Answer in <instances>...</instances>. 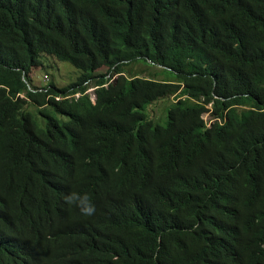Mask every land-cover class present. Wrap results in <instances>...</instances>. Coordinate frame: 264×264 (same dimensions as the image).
<instances>
[{
    "label": "trees",
    "instance_id": "trees-1",
    "mask_svg": "<svg viewBox=\"0 0 264 264\" xmlns=\"http://www.w3.org/2000/svg\"><path fill=\"white\" fill-rule=\"evenodd\" d=\"M0 262L264 264V0H0Z\"/></svg>",
    "mask_w": 264,
    "mask_h": 264
},
{
    "label": "rangeland",
    "instance_id": "rangeland-1",
    "mask_svg": "<svg viewBox=\"0 0 264 264\" xmlns=\"http://www.w3.org/2000/svg\"><path fill=\"white\" fill-rule=\"evenodd\" d=\"M108 70L105 68H102L96 72L97 75L99 74H105ZM127 75L130 74L137 75L140 74L142 76H148L150 74L159 73L157 68L155 67H149L144 64H133L126 68ZM81 72L77 69H75L72 65L68 63H60L55 58L50 56H45L43 58V68L35 69L32 74L30 75V85L31 88L36 89H42L49 85L51 82L55 83L56 85L63 87L66 86L74 81H76L80 77ZM47 78V79H46ZM164 76L160 75L158 79H163ZM91 94V93H90ZM92 100H95V93H92L90 95ZM171 103V100H168L167 102H161L158 104L156 109V121L163 119L165 115L166 108H169V104ZM168 106V107H167ZM205 118L212 122L213 118L210 113L205 114ZM166 117L159 121L162 124L166 123Z\"/></svg>",
    "mask_w": 264,
    "mask_h": 264
},
{
    "label": "clouds",
    "instance_id": "clouds-1",
    "mask_svg": "<svg viewBox=\"0 0 264 264\" xmlns=\"http://www.w3.org/2000/svg\"><path fill=\"white\" fill-rule=\"evenodd\" d=\"M48 56V55H47ZM45 56L42 57V63H43V58ZM51 57V56H50ZM54 58V57H53ZM63 63V62H60ZM43 68V66H42ZM157 68V67H155ZM40 69V68H39ZM158 69V68H157ZM159 70V69H158ZM117 76L114 77V79ZM110 78V76H109ZM47 79V78H46ZM51 84V83H50ZM31 87V85H29ZM96 86L91 85L85 93L91 95L92 93H95L96 90ZM91 93V94H90ZM82 95L81 92H76L68 97H80ZM96 101V94H95V100H93V102ZM207 114V113H206ZM207 120V119H206ZM214 121V120H213ZM212 122H209V125H212ZM64 202L69 205V206H75L79 212L84 216V217H91L93 216L97 209L95 204L93 203V201L91 200V198L89 197V195L87 193H81V192H76V191H72L69 192L68 194H66L64 197ZM14 241L16 243V246L18 248V257L19 259L23 262L26 263L27 260V254H28V246L27 243L25 241V239L23 238L22 234L19 232L14 236ZM0 264H2L0 262Z\"/></svg>",
    "mask_w": 264,
    "mask_h": 264
}]
</instances>
